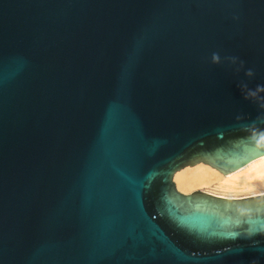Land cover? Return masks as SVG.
Listing matches in <instances>:
<instances>
[{
    "label": "water",
    "instance_id": "water-1",
    "mask_svg": "<svg viewBox=\"0 0 264 264\" xmlns=\"http://www.w3.org/2000/svg\"><path fill=\"white\" fill-rule=\"evenodd\" d=\"M262 157L264 0H0V264H264Z\"/></svg>",
    "mask_w": 264,
    "mask_h": 264
},
{
    "label": "bare ground",
    "instance_id": "bare-ground-1",
    "mask_svg": "<svg viewBox=\"0 0 264 264\" xmlns=\"http://www.w3.org/2000/svg\"><path fill=\"white\" fill-rule=\"evenodd\" d=\"M174 179L178 189L184 193L211 185L218 190L215 194L223 197L233 195V198H239L240 195L243 197L250 196V194L255 195L264 189V157L227 175L208 165L199 164L183 169L175 175Z\"/></svg>",
    "mask_w": 264,
    "mask_h": 264
},
{
    "label": "rangeland",
    "instance_id": "rangeland-1",
    "mask_svg": "<svg viewBox=\"0 0 264 264\" xmlns=\"http://www.w3.org/2000/svg\"><path fill=\"white\" fill-rule=\"evenodd\" d=\"M176 182V181H175ZM177 184V183H176ZM194 190H204V191H208V192H210V193H213V194H215V192H217L218 190L216 189V188H214V187H212L211 185H209V186H204V187H201V188H196V189H194ZM193 190V191H194ZM181 191V190H180ZM264 193V189H262L261 191H259V192H257V193H255V194H259V193ZM217 195V194H216ZM250 195H253V194H250ZM243 197V195H240V197ZM246 196H249V195H246ZM230 197H234L233 195H230Z\"/></svg>",
    "mask_w": 264,
    "mask_h": 264
}]
</instances>
